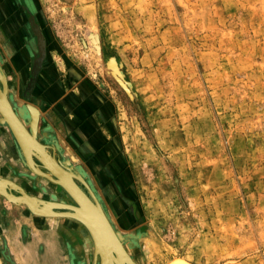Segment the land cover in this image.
<instances>
[{
    "label": "rangeland",
    "instance_id": "rangeland-1",
    "mask_svg": "<svg viewBox=\"0 0 264 264\" xmlns=\"http://www.w3.org/2000/svg\"><path fill=\"white\" fill-rule=\"evenodd\" d=\"M35 4L51 67L111 104L146 264H264V0Z\"/></svg>",
    "mask_w": 264,
    "mask_h": 264
},
{
    "label": "flooded vegetation",
    "instance_id": "flooded-vegetation-1",
    "mask_svg": "<svg viewBox=\"0 0 264 264\" xmlns=\"http://www.w3.org/2000/svg\"><path fill=\"white\" fill-rule=\"evenodd\" d=\"M11 1L13 0H0V88H4L12 109L30 131L27 101L41 94L36 83L40 67L42 69L46 65L47 70L51 71V62L48 60L49 43L39 24L35 0H14L17 3ZM27 65L30 67L28 71ZM46 130V126L38 120L36 139L44 146L48 145L42 137ZM13 139L7 125L0 123V177L10 180L38 199H55L73 204L71 197L60 188L38 175L29 174L25 159ZM46 151L50 153L47 148ZM118 154L117 148L87 151L80 157L61 152H56L55 155L50 153L73 175L74 182L91 201L98 202L135 264H146L142 251L148 236L146 226L140 222L136 203L130 195V187H125L127 181L123 167L118 162ZM38 167L44 170L41 166ZM10 192L19 195L15 190ZM4 205L10 206L19 219V223L16 221L13 224L12 213L8 218L9 226L0 224V253L5 257L8 247L10 259L5 258L10 264H15L11 261L16 260L14 251L20 253L21 249L27 250L31 255L28 261H24L25 264H31L32 261L35 264H91V239L87 230L77 221L63 216H33L23 205L8 204L0 195V213L3 212ZM18 225L22 231L25 230L24 234L20 235ZM16 232L18 238L15 240Z\"/></svg>",
    "mask_w": 264,
    "mask_h": 264
},
{
    "label": "crops",
    "instance_id": "crops-1",
    "mask_svg": "<svg viewBox=\"0 0 264 264\" xmlns=\"http://www.w3.org/2000/svg\"><path fill=\"white\" fill-rule=\"evenodd\" d=\"M57 72L52 67L48 71L46 65L40 67L36 83L41 94L27 101V105L37 109L39 122L47 128L42 137L48 151L80 157L87 151L116 150L113 109L104 92L79 75L70 81L68 74ZM14 254L15 261L22 259L18 252Z\"/></svg>",
    "mask_w": 264,
    "mask_h": 264
},
{
    "label": "bare ground",
    "instance_id": "bare-ground-1",
    "mask_svg": "<svg viewBox=\"0 0 264 264\" xmlns=\"http://www.w3.org/2000/svg\"><path fill=\"white\" fill-rule=\"evenodd\" d=\"M4 100H7L9 102L4 88L3 90L0 88V103H3ZM0 120L1 122H4L5 125H7V128L9 129L13 138L16 139L5 117L1 113H0ZM24 148H26V150L28 151V156L33 158V156L36 154L35 151L32 150L29 145H25ZM50 158H51L50 164L46 163L47 164L46 165L42 163L44 170H41L38 166L36 167L37 171L40 173L39 176L46 179L50 183L56 185L67 195H69V197H71V199L74 201L73 204L72 203L66 204L64 201H56L55 199L53 201L38 199L25 192L18 185H15L12 182H10V180L2 177H0V195L5 198L8 204L10 203L13 205L14 204L25 205L28 212L34 216H44L48 218H59L63 216L77 221L82 227H84L87 230L90 236L89 238L91 239V245L89 246L91 248V256H92L91 264H135V262L132 260V258L129 255L130 253H128V251L121 243L117 235L116 236L121 246L120 249H117L109 238L105 239L103 237V234L100 232L98 222H96L97 218H96L95 209L89 203V202L93 203L97 209H100L102 211V209L99 207L98 202L93 200L91 201V199L83 192V190H81L78 187V189L82 191L81 194L80 193L81 191L79 192L77 189L78 185L76 184V188L73 187L70 184V180L66 178V176H64L63 174H60V180H58V178L55 175L58 174L55 164H58V166L62 169V171L65 174H68L67 170L64 169L61 165H59V163L51 155ZM11 190L17 191L19 195L12 194V192H10ZM64 210L65 212H63ZM112 230L114 231L113 228ZM7 254H8V247H7V252L5 253V257H7ZM18 255L22 259L21 260L17 259L16 264H25L24 261H28V259H30L27 250L21 249L20 253L18 252ZM171 264H182V263L180 261H174Z\"/></svg>",
    "mask_w": 264,
    "mask_h": 264
},
{
    "label": "water",
    "instance_id": "water-1",
    "mask_svg": "<svg viewBox=\"0 0 264 264\" xmlns=\"http://www.w3.org/2000/svg\"><path fill=\"white\" fill-rule=\"evenodd\" d=\"M111 59H112L111 57H109L107 59V61L105 63L106 68H107V63ZM120 70H121V68H120ZM121 73H122V71H121ZM114 81L116 82V84L120 87V89L125 93V95L129 99H133V94H132V91L130 89L129 83L124 78L123 73L120 76V80H117V81L114 80ZM9 103L10 102H8L7 100H4L3 103H0V113L5 117L9 127L11 128L12 132L14 133V135L16 137V139L15 138L14 139L16 140V143H17V145L21 151V154L23 155V157L25 159L26 165L28 166V168L30 170H32V172H34L35 175H39L40 173L37 171V168H36L37 164L34 162V159L39 163V166H41L43 168L42 163H44V164L49 163L50 164L51 158H50V154L46 151V147L44 145H42L41 143L39 144L37 139H36V137H37V123H38V111L36 108H34L32 106H28L29 116L31 119V123L29 126L30 131H29L26 128V126H24L22 121L18 118V116L15 114L14 110L12 109L11 104H9ZM0 123L5 124L4 122H1V120H0ZM25 145H29L31 147V149L35 151L36 154L33 156V158L28 156V151L26 150V148H24ZM55 165H56V169L58 172V174H55V175L58 178V180H60V174H63L64 176H66V178H68L70 180V184L76 188V183L72 179L73 175L71 173H69L68 171H67L68 174H65L62 171V169L58 166V164H55ZM55 180H57V179H55ZM77 189H78V186H77ZM78 191L80 192L81 190L78 189ZM80 193L82 194V191ZM89 203L95 209L96 218H97L96 222H98V226L100 228V232L103 234V237L105 239L109 238L113 242L114 246L117 249H120L121 246H120V243L118 241V238H117L116 234L114 233V231L112 230V228H111L107 218L103 214V212L100 209H97L93 203H91V202H89Z\"/></svg>",
    "mask_w": 264,
    "mask_h": 264
}]
</instances>
